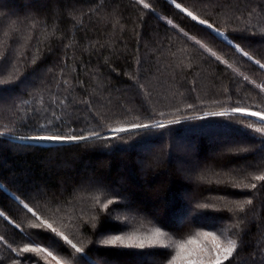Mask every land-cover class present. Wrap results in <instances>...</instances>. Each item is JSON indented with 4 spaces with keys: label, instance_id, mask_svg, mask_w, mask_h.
Wrapping results in <instances>:
<instances>
[{
    "label": "trees",
    "instance_id": "1",
    "mask_svg": "<svg viewBox=\"0 0 264 264\" xmlns=\"http://www.w3.org/2000/svg\"><path fill=\"white\" fill-rule=\"evenodd\" d=\"M145 2L151 9L137 0H0V131L11 130L0 136V236L17 249L40 243L67 264H167L174 248L96 242L153 225L174 240L215 231L238 241L234 264H264V182L254 179L264 174V135L254 131L264 123L231 112L264 111V0ZM216 112L229 114L206 115ZM170 120L179 123L119 140L28 139ZM117 196L112 216L101 212L96 198ZM21 201L85 253L31 228ZM22 257L31 264L32 254ZM17 258L0 241V264Z\"/></svg>",
    "mask_w": 264,
    "mask_h": 264
},
{
    "label": "snow or ice",
    "instance_id": "2",
    "mask_svg": "<svg viewBox=\"0 0 264 264\" xmlns=\"http://www.w3.org/2000/svg\"><path fill=\"white\" fill-rule=\"evenodd\" d=\"M137 2L145 9H151V4L146 3L145 0H137ZM175 7L180 9L181 4L176 3L173 0ZM182 11L185 12L189 17L193 20H198L201 25H206L208 28L213 29L217 34H221L219 29L214 28L213 25L209 24L207 20L199 19V17L193 15L191 11L187 8H182ZM168 24H172V21H168ZM264 32V30H262ZM239 49V45L236 46ZM243 51L242 49H239ZM211 52V49H208ZM215 56V53H211ZM243 55L248 56L247 52H243ZM217 59H220L217 57ZM226 63V61H225ZM257 64H260L259 61H256ZM264 68V64L260 65ZM247 79V77H245ZM138 87H143V85H138ZM264 91V85H257ZM188 107H191L189 105ZM232 113H239L244 116L256 117L259 119L261 123H264V111H250L248 108L243 107H235L231 109ZM228 112H216V113H206V115L213 116H226ZM53 115H55L53 113ZM58 119V118H57ZM51 123V121H50ZM179 123V120H170L167 124L164 123H130L126 126H118L112 127L108 131L110 135L101 136V133L98 131H91L87 135L82 134H60L53 133L48 135H36L29 137L28 139L40 142H53V143H78L88 141L90 139L96 140H112V139H122L121 134H131L134 130H147L149 128H166L170 124ZM43 127V126H41ZM248 128H253V125H247ZM10 129H6L5 131H0V136H5L10 132ZM254 131L264 135V127L254 128ZM256 181L264 182V174L257 175L254 177ZM264 187V185H261ZM245 187L256 189L258 187L257 184L246 185ZM18 199V198H17ZM23 207L27 209L28 213H31L32 217L35 218V221L32 222L29 226L33 229L46 230L48 233L54 234L53 242L59 243L63 242L64 245L70 246L73 251L72 255L75 256L77 254L83 255L85 253V249L83 247L78 246L73 240L69 239L68 235L65 234L64 231H61L58 227L55 226L54 221L49 219H45L32 207H29L27 203H23ZM119 198L114 197L111 199H107L105 202H101L99 197L96 198V204L99 206L101 212H107L109 217L112 216V213L109 211L111 205L119 204ZM251 200H247L244 202H239V210H244L245 204H251ZM206 204H198L197 208H207ZM4 215L3 212H0V216ZM115 219L120 222L124 227H128V217L120 215H116ZM17 228L20 227L19 224L16 225ZM39 235V233H37ZM58 238V239H57ZM31 240V236H29ZM0 241H3L4 244L13 252L16 253L17 259L12 261V264H21L22 254H32L33 259L31 264H41V261L44 264H67L65 260H63L60 256L56 255L53 251L50 250L49 247H44L40 243L35 241L25 243L19 249L13 248L11 244L5 240L3 236H0ZM96 243L104 246H117L125 249H173L174 254L171 255L170 259L167 260V264H234L235 256L238 253V249L240 247L239 243L235 239H227L224 240L221 238V235H217L215 231H196L194 235H189L186 239L174 240L172 236L165 231L161 227L153 226L150 228H145L141 230V228H135L131 231H125L121 234L117 235H107L103 239H100Z\"/></svg>",
    "mask_w": 264,
    "mask_h": 264
},
{
    "label": "rangeland",
    "instance_id": "3",
    "mask_svg": "<svg viewBox=\"0 0 264 264\" xmlns=\"http://www.w3.org/2000/svg\"><path fill=\"white\" fill-rule=\"evenodd\" d=\"M250 111H254V110H250ZM188 216V215H187ZM153 226H157V225H153ZM153 226H150V227H153ZM150 227H147V228H150ZM158 227V226H157ZM138 228H141V230H144L145 229V227H138ZM131 231V230H130ZM123 232H125V231H123ZM122 232H118V233H112V234H109V235H117V234H121ZM106 237V236H105Z\"/></svg>",
    "mask_w": 264,
    "mask_h": 264
}]
</instances>
